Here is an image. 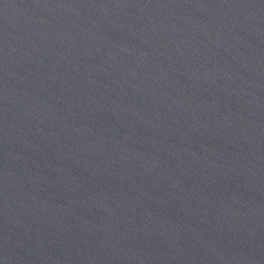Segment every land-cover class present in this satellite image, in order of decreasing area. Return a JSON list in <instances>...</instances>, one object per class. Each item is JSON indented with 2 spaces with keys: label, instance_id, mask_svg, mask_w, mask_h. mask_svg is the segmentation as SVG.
Instances as JSON below:
<instances>
[{
  "label": "water",
  "instance_id": "water-1",
  "mask_svg": "<svg viewBox=\"0 0 264 264\" xmlns=\"http://www.w3.org/2000/svg\"><path fill=\"white\" fill-rule=\"evenodd\" d=\"M0 264H264V0H0Z\"/></svg>",
  "mask_w": 264,
  "mask_h": 264
}]
</instances>
